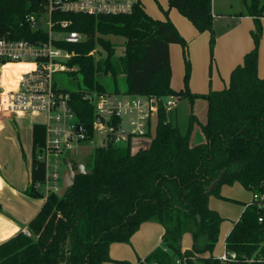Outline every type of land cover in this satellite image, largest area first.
<instances>
[{"label":"trees","instance_id":"trees-1","mask_svg":"<svg viewBox=\"0 0 264 264\" xmlns=\"http://www.w3.org/2000/svg\"><path fill=\"white\" fill-rule=\"evenodd\" d=\"M42 0H0V38H44V30L31 27L28 17H40ZM199 33H210L215 43L212 0H168ZM264 6L253 0L247 14L255 17L259 33ZM53 20H67L66 31L87 37L85 42L56 43L74 53L68 61L72 107L82 124L91 127L87 92L186 98L191 108L197 99L207 102L206 121L193 110L186 132L160 109L149 146L132 153L131 146L94 150L89 174L77 175L73 186L60 196H47L37 188L45 167L36 159L45 142V126L33 125L31 183L25 194L45 198L39 213L22 232L0 244V264H103L112 261L110 246L130 243L146 222L164 228L162 244L138 264H174L187 256L190 264H220L213 252L223 222L211 208L210 198L221 197L225 185L240 184L251 192H264V78L258 75L259 34L244 64L231 74L222 91L193 94L189 90L188 43L170 20L150 16L142 3L131 14L88 16L54 13ZM109 36L125 39L122 53ZM183 48L185 88L171 87L170 46ZM17 73L21 65L9 64ZM16 73V74H17ZM199 128L203 140L192 142ZM202 140V141H201ZM255 202L245 204L225 239V250L243 258L264 259V221L259 222ZM192 245L182 249L184 237ZM131 264L128 261H117Z\"/></svg>","mask_w":264,"mask_h":264},{"label":"built area","instance_id":"built-area-1","mask_svg":"<svg viewBox=\"0 0 264 264\" xmlns=\"http://www.w3.org/2000/svg\"><path fill=\"white\" fill-rule=\"evenodd\" d=\"M141 0H42L44 12L40 17L31 15V27L44 30V38L35 42L0 38V118L44 115L38 122L45 126V142L36 159L45 167V177L37 188L47 196L60 193L66 159L74 162L68 153L85 145L93 149L131 145L134 138L153 134L160 109L167 114L179 97L140 96L114 93H85L83 99L92 108V125L85 126L78 119L71 95L57 86L55 74L68 72V61L74 53L56 43H78L84 35L66 31L67 20H53L54 13L88 16L131 14ZM41 26V27H39ZM24 65L13 77L4 79L5 66ZM80 130H77L78 126ZM75 163V162H74ZM252 202L259 208V222L264 221V192H252ZM22 233L31 237L26 227ZM187 256L177 258L174 264H190ZM220 264H239L234 252L226 250L218 257ZM246 264H264L263 258H243ZM156 264V263H151Z\"/></svg>","mask_w":264,"mask_h":264},{"label":"crops","instance_id":"crops-1","mask_svg":"<svg viewBox=\"0 0 264 264\" xmlns=\"http://www.w3.org/2000/svg\"><path fill=\"white\" fill-rule=\"evenodd\" d=\"M213 15L215 16L214 13ZM239 17L243 18L242 25H244V32L240 37H236L235 39L234 32H237L239 28L237 27L238 23H230L228 29L223 33V36H221L220 41L216 43V48L218 50L216 49L215 56L217 53L219 58L217 57L216 60L211 58V62L208 56V49L210 47V40L208 36H206L208 32L199 33L189 20H185L187 18H181L177 15L172 18V22L177 27L180 34L186 41H189L187 51L188 56L190 53L189 62H191L189 84L191 93L207 94L209 91L211 92V90L222 91L228 88L232 72L238 66L244 64L245 55L255 47L253 33H258L259 38L261 34L256 26L255 17L249 16L247 13H240ZM217 18L216 16L214 17V28L216 27ZM260 21L262 25L264 22V13ZM263 26H261L262 32L264 29ZM248 32L251 35V39L249 38L250 35ZM176 45L179 44H172L170 46V65L172 73L170 84L173 90L180 91L185 88L184 84L183 86L182 84L179 85L180 80L174 84V80L180 79L182 69L184 70L182 61L184 54L182 46L179 45L178 47ZM173 52L175 67L173 66L172 60ZM5 70L11 72L13 77L17 73L16 68L12 70L8 65L5 66L4 71ZM258 75L260 78H264V50L259 54ZM208 80L210 82H208ZM218 88H220V90ZM174 111V109L169 111L167 113V118L177 123V116L173 117ZM23 117L27 116L16 118L5 116L0 118V131L9 130L10 134L13 135V140L11 142L7 143L6 146H0V244L22 232L23 228L28 226L29 222L39 213L45 203V198H33L25 194V191L31 183L32 167L22 158L21 146L20 142L17 140L18 136L16 134V129L11 124L13 122L15 123L16 119ZM204 117L206 118V115H204ZM210 206L212 209L217 210L211 203ZM217 212L221 215V211L217 210ZM163 233L164 228L160 224L155 222L144 223L139 231L131 238L130 243L112 244L110 246V257L112 261L103 264H116L118 263L117 261H128L131 264H138L162 244ZM152 234H154L155 237L151 236ZM184 238L182 249L191 248L192 241L190 235H186ZM133 241L137 243L142 242L143 244L142 249L139 251L137 250L138 254L133 253L135 250H126L123 247V245L131 244Z\"/></svg>","mask_w":264,"mask_h":264},{"label":"rangeland","instance_id":"rangeland-1","mask_svg":"<svg viewBox=\"0 0 264 264\" xmlns=\"http://www.w3.org/2000/svg\"><path fill=\"white\" fill-rule=\"evenodd\" d=\"M253 0H212V9L213 13L217 18L215 30V43L213 46L209 47L208 49V56L212 59H217L218 54L216 52V43H218L223 36V33L228 29L230 23H238V30L234 32L235 39L236 37H240L244 32V25H242L243 18H240V13H247L249 7L251 6ZM261 4L264 6V0H260ZM142 6L145 8L146 12L150 14L153 18H158L160 20H167L175 17V15L180 16L181 18H185L176 8H171L168 5V0H141ZM214 16V15H213ZM214 16V17H215ZM188 20V19H185ZM241 21V22H240ZM244 24V23H243ZM264 25V22L261 26ZM232 26V25H231ZM181 27V26H180ZM177 28V27H176ZM264 28V26H263ZM183 29V28H180ZM178 30V29H177ZM182 31V30H181ZM180 33V32H179ZM250 35V33L248 32ZM208 39L210 40L209 32L206 34ZM251 39V35L249 37ZM109 39L117 45L118 53H122L123 46L125 43V39L122 37L116 36H109ZM189 41H187L188 43ZM175 46V45H174ZM179 47V45H176ZM218 50V49H217ZM264 50V29L263 32L260 34V42L258 46V53L260 54ZM188 58L190 59V53ZM219 58V57H218ZM173 66L175 65V57L174 52L172 56ZM214 60V62H215ZM184 70L182 69V74L180 79L174 80V84L179 81V85L184 84L185 87V60L182 58ZM213 61V60H212ZM191 64V62H190ZM175 67V66H174ZM9 78V81H13V76L11 72L8 70L4 71V79ZM72 80H80V78L73 79L72 76L68 74V72H59L55 74V82L57 86L62 88H70L72 85ZM190 84V78H189ZM208 82H210L208 80ZM190 86V85H189ZM223 87V86H222ZM220 90V88H218ZM222 89V88H221ZM190 90V87H189ZM191 91V90H190ZM213 91V90H211ZM210 92V91H209ZM175 111L173 113V117L177 116L178 119L177 125H179L180 130L184 133L186 132L188 125H189V116L193 110V113L197 115L200 121L205 122L206 118L204 117V113H207V102L204 99H197L191 108V104L189 100L186 98H179L177 100L176 106L173 108ZM45 120L44 115H28L27 117H23L20 119H16L15 123H11L12 126L16 129V136L18 142H20L21 146V154L23 160H26L28 164L32 167V150H33V124L36 122H42ZM155 128L153 130V134L149 137H142V138H134L131 141V150L132 153H136L140 149H145L149 146L151 140L153 139ZM193 143H198V136L204 139L202 134L199 131V128L196 126L192 132ZM13 140V135L10 134L9 130H2L0 131V146H6L7 143ZM201 140V141H202ZM93 153L94 149L90 145H85L79 149H74L68 153V156L71 160L75 163H84L86 169L91 166L93 162ZM62 188V187H61ZM221 197L212 196L210 199V203L212 206L221 211V217L223 219L221 229H220V236L218 239V243L214 249V256H219L223 253L225 248V238L227 234L232 229V223L236 222L242 215L245 204L248 203L252 199V192L243 188L240 184H233V185H225L221 188L220 191ZM215 210V211H217ZM151 236L155 237L154 234ZM185 240V238H184ZM183 240V241H184ZM142 242H134L131 244L123 245L126 250H135L133 253H137L140 249H142ZM185 247V246H184ZM138 250V251H137ZM121 264V263H116Z\"/></svg>","mask_w":264,"mask_h":264},{"label":"water","instance_id":"water-1","mask_svg":"<svg viewBox=\"0 0 264 264\" xmlns=\"http://www.w3.org/2000/svg\"><path fill=\"white\" fill-rule=\"evenodd\" d=\"M41 27V26H39ZM87 40V37L84 36L82 38V42H85ZM81 126L79 125L77 127V130H80ZM91 173L90 170L86 169V166L84 163H74L70 161L69 159H66V169L63 171L62 174V188L60 190L59 195L62 196L68 188L73 186L75 182V177L77 175H83V174H89Z\"/></svg>","mask_w":264,"mask_h":264},{"label":"bare ground","instance_id":"bare-ground-1","mask_svg":"<svg viewBox=\"0 0 264 264\" xmlns=\"http://www.w3.org/2000/svg\"><path fill=\"white\" fill-rule=\"evenodd\" d=\"M26 67H28V66L21 65V69H22V68H26Z\"/></svg>","mask_w":264,"mask_h":264}]
</instances>
